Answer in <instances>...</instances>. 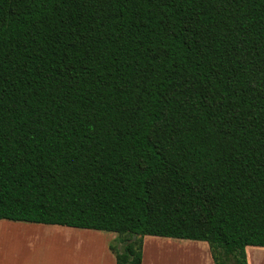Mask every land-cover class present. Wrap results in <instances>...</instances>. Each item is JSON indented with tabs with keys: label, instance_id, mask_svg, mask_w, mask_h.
I'll list each match as a JSON object with an SVG mask.
<instances>
[{
	"label": "trees",
	"instance_id": "trees-1",
	"mask_svg": "<svg viewBox=\"0 0 264 264\" xmlns=\"http://www.w3.org/2000/svg\"><path fill=\"white\" fill-rule=\"evenodd\" d=\"M0 219L264 247V0H0ZM133 236L135 238L133 239Z\"/></svg>",
	"mask_w": 264,
	"mask_h": 264
},
{
	"label": "crops",
	"instance_id": "crops-1",
	"mask_svg": "<svg viewBox=\"0 0 264 264\" xmlns=\"http://www.w3.org/2000/svg\"><path fill=\"white\" fill-rule=\"evenodd\" d=\"M3 231L0 264H115L114 232L0 219ZM173 248L182 253L179 264H214L205 241L154 235L143 237L141 264H172ZM245 252L247 264H264V247L249 245Z\"/></svg>",
	"mask_w": 264,
	"mask_h": 264
},
{
	"label": "rangeland",
	"instance_id": "rangeland-1",
	"mask_svg": "<svg viewBox=\"0 0 264 264\" xmlns=\"http://www.w3.org/2000/svg\"><path fill=\"white\" fill-rule=\"evenodd\" d=\"M6 232L11 235L14 234L13 230H6ZM6 232L3 231L0 233V235H6L7 234ZM113 246L118 247L119 243L116 241L115 243H113ZM172 250L174 251V253H172L171 256H169V260L171 259V262L170 261L169 262L172 264H179L180 260L183 258L182 253H178V250L176 248H173Z\"/></svg>",
	"mask_w": 264,
	"mask_h": 264
},
{
	"label": "water",
	"instance_id": "water-1",
	"mask_svg": "<svg viewBox=\"0 0 264 264\" xmlns=\"http://www.w3.org/2000/svg\"><path fill=\"white\" fill-rule=\"evenodd\" d=\"M135 238V236H133V239Z\"/></svg>",
	"mask_w": 264,
	"mask_h": 264
}]
</instances>
